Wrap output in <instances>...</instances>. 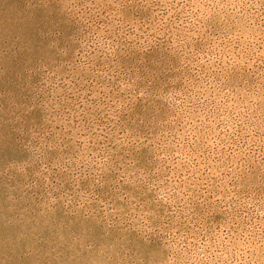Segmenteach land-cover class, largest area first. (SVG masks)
<instances>
[{"label": "rangeland", "instance_id": "rangeland-1", "mask_svg": "<svg viewBox=\"0 0 264 264\" xmlns=\"http://www.w3.org/2000/svg\"><path fill=\"white\" fill-rule=\"evenodd\" d=\"M0 264H264V0H0Z\"/></svg>", "mask_w": 264, "mask_h": 264}]
</instances>
